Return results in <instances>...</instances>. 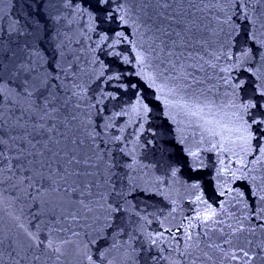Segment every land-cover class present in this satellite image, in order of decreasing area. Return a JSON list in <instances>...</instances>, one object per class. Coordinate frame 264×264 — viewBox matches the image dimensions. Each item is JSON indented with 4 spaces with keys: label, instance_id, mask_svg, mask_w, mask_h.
<instances>
[{
    "label": "water",
    "instance_id": "1",
    "mask_svg": "<svg viewBox=\"0 0 264 264\" xmlns=\"http://www.w3.org/2000/svg\"><path fill=\"white\" fill-rule=\"evenodd\" d=\"M86 7L89 0H0V64L4 65L0 87L8 97L0 101V137L7 141L0 150L9 158L16 155L13 145L21 142L11 137L30 131L31 124L44 116V101L51 93L58 111L46 118L47 126L55 125L56 132L84 141L80 155L90 156L96 165L88 169L91 176H81L75 183L53 176L25 179L21 185L20 179L30 173L18 171L12 180L0 183L3 264H14L7 238L23 242L25 229L36 232L37 226L42 240L54 226L60 229L53 233L57 241H69L59 260L54 253L39 250L40 264H246L240 249L252 257L248 264H264V220L254 215L264 204L259 200L264 195V158L256 162L261 156L258 141L252 140L251 154L239 148L234 149L236 155L222 152L220 138L205 130L212 125L204 123L212 120L239 127L257 114L239 106L253 98L259 100L256 90H264V5L255 0H186L183 7L193 14L184 21L191 29L173 25L181 35L162 37L166 44L161 52L151 34L141 35L143 29L133 31V21L143 13L138 0H129L131 15L123 30L135 44H120L115 49L119 56H109L111 50L106 46L96 48L100 28L117 29V21L91 32L89 16L83 11ZM155 8L153 4L149 12ZM244 10L253 22L242 18ZM253 31L256 39L249 40L246 33ZM172 41L177 42L175 46ZM141 47L147 61L137 75L141 69L136 52ZM247 48H251L249 56L238 61ZM21 62L31 70L17 73L15 66ZM116 74L119 81L105 82ZM146 75H156L155 84ZM241 79L246 81L243 89H234ZM25 87L33 92L31 97ZM108 93H115L116 99ZM138 96L150 109L146 116L134 110ZM201 109L200 116L189 114ZM18 120L27 127L21 128ZM188 152H198L202 162L195 173L189 171ZM241 156L246 161V179L235 180L227 172L218 175L225 167L240 168ZM0 163L7 168V160ZM19 163L27 167L26 161ZM197 182L199 188H192ZM69 185L77 187V192L66 194ZM236 189L245 193L243 199ZM145 190L151 194L145 195ZM117 204L121 211L109 214L108 206ZM209 207L220 213L215 219L223 224L205 227L195 219ZM190 222L192 228H188ZM241 226L243 230L233 234ZM209 244L220 245L227 256ZM102 252H106L103 260ZM233 254L237 260L231 259Z\"/></svg>",
    "mask_w": 264,
    "mask_h": 264
},
{
    "label": "snow or ice",
    "instance_id": "2",
    "mask_svg": "<svg viewBox=\"0 0 264 264\" xmlns=\"http://www.w3.org/2000/svg\"><path fill=\"white\" fill-rule=\"evenodd\" d=\"M115 2V7H111V5ZM129 0H89V7L83 9V11L87 12L89 16V31L96 32L97 28H100V25H111L114 20L117 21L118 28L117 29H109V28H100L98 34L99 40L96 44L97 49H102L104 46L107 49L111 50L107 54L109 56H119L120 53L116 52L115 49L122 43L128 42L131 44H135L134 41L129 39L128 34L123 30L125 25L129 24V18L131 15V9L127 7ZM186 0H138L140 5L139 11L143 13V15H137L135 21H133V31L140 32V29H143L141 35L151 34L153 39V43L159 41L160 51L164 52V45L166 44V40L163 38L171 37L175 34L177 37L181 35L179 31H176L173 25H181L183 24L182 30H190L191 24L185 23L184 18L189 15H192L191 9H185L183 5ZM188 3H191V0H187ZM255 3L264 5V0H255ZM153 4L156 5V8L149 12V9L152 8ZM175 5V7H173ZM75 7L79 10V5H75ZM102 14V15H101ZM264 15V13H261ZM245 20H248L250 23L253 22L249 17L247 10H244V16L242 17ZM249 40H255V33H246ZM173 45H176V41H172ZM264 43V42H262ZM154 51V50H153ZM251 48H247L243 51L242 57H237V60L240 61L242 58H247L249 56V52ZM169 55H172L173 52L169 51ZM14 55V54H13ZM264 55V54H262ZM126 63H131V60L128 56L123 57ZM147 61V55L145 54L143 47H141L136 52V64L140 66L141 72H138L137 75H140ZM102 67H106V65L102 64ZM4 65L0 64V69H3ZM30 65L21 62L20 64L15 66V71L17 73L22 71H30ZM158 75H163V73H159ZM101 77H104V73H100ZM120 80L119 74L114 76H108L107 81L111 80ZM146 79L155 84L156 75H146ZM27 83V81H25ZM246 81L241 79L238 83L234 85V89H243ZM43 86L46 89L47 86V78L43 81ZM37 89L40 86H35ZM120 87H125V85H120ZM133 88L136 85H132ZM25 92L28 97L33 95V92L25 87ZM258 95L260 97L259 100L253 98L249 100L247 103H241L240 108L244 110V112H248L250 109L256 110V115L252 116L250 120H243V117L239 115V113H235L238 120H243V123L240 124L239 127H229L228 125L222 124L219 121L205 120L204 123L206 125H212L205 129L210 132L213 137H219V148L220 151H233V155L237 153L234 151L235 148H239L240 152L244 154H251L253 149L252 140L255 139L258 141V149L261 156H258L256 162H259L261 158H264V143H259L260 141H264V90L257 89ZM75 94V93H74ZM108 96L112 99H116L115 93H108ZM159 98V97H158ZM8 97L4 95V88L0 87V101L7 100ZM56 97L53 94H49V97L45 98L43 110L44 116H41L38 121H35L31 124V130L24 131L23 135L13 136L12 140H19L21 142L20 145H13L17 149L16 155L9 158L3 150H0V162L7 160V168L5 169L3 163H0V183H3L5 179L12 180L16 172H28L29 176L26 178H21L19 183L22 185L27 180H44L50 179L53 176H58L60 179L64 181L72 180L73 183L81 177V176H91L93 173L88 171L89 168H95L96 165L93 163L92 158L90 156H81L80 152L84 141L78 140L70 134L56 132V126L52 125L51 127L47 126L46 118H51L52 115L58 111V108L55 106ZM31 107L28 111H31ZM134 110L137 112H142L145 116L150 111L147 104H144L140 97H137V105L134 106ZM200 112L192 111L189 114L192 116H200ZM119 115V113H118ZM203 119V117H200ZM3 123V112L0 111V127H2ZM17 124L21 128H26L27 126L24 124H19V120ZM110 124H106L105 127H110ZM143 128V125H141ZM56 135H53V133ZM44 137L43 139L38 140L37 137ZM234 137V138H233ZM115 139L119 140L120 137H116ZM7 144V141L0 137V146ZM226 145H231L232 147H226ZM217 147V144H213V148ZM188 155L191 157V163L189 165L190 172H197L203 166L202 162L199 160L198 152H188ZM15 160L18 163H13ZM20 161H26L27 167L23 163H19ZM240 168L235 169L234 171L228 167L220 169L218 175H223L224 173L230 174L235 180H239L242 178H247V172H244V166L246 164L243 156L239 159ZM131 167V166H129ZM16 171H13V170ZM45 169L47 170L48 175L45 176ZM7 171L9 175L5 176L4 173ZM111 172V166L108 169ZM176 169L173 168L172 174H176ZM243 173L242 176H238L237 173ZM30 184L28 187H31ZM85 188H88V185H84ZM192 188H199V183H193L191 185ZM57 189H53L56 191ZM27 192V189H24ZM66 194H72L77 192V187H73L69 185L65 188ZM237 195L242 199L245 197V193L240 190H235ZM145 195H150L151 193L147 190L144 192ZM223 193H221L222 195ZM119 195V193H117ZM252 197H257L256 191H251ZM197 200H201L200 196L196 197ZM259 200L264 202V195L259 196ZM83 204V201H80ZM247 207V205H246ZM109 214L119 213L121 211V206L117 204L116 206L109 205ZM175 210V209H173ZM221 210L226 211L224 209V205L221 204ZM220 215L215 209L211 207L204 209L202 212H198L195 219L200 221L205 227H216L217 224H223L224 221L217 220L215 217ZM254 215L257 219L264 220V204H261L254 210ZM75 218V216H73ZM194 225L190 222L188 228H192ZM23 227V225H21ZM229 228H232V225H228ZM243 227H239L233 229V234L237 231H242ZM60 231L56 227H49L48 235L44 240L40 238V229L37 226V231L33 232L29 229H25L24 235L25 240L23 242L18 241L16 239L7 238L8 239V247L9 251V259L14 260V264H40L41 255L38 254L39 250L43 249L47 253H54L56 259L59 260L60 256L63 255V245L69 243V241H60L58 242L55 236H53L54 232ZM207 234V233H206ZM75 235V233H74ZM161 236L163 233L160 234ZM188 239L191 240V235L188 236ZM156 241L153 240L154 244ZM226 243H231V241H225ZM5 243L4 238H0V246H3ZM209 248L215 247L222 254L227 256V253L224 251L220 245L209 244ZM33 250H37V252H33ZM243 252V256L247 258L246 264L248 261L252 259L249 257L247 251L240 249ZM106 252L101 253V260L105 258ZM208 254L205 253V256ZM211 259V257H208ZM87 259L91 261V256H88ZM232 260H237L238 257L233 254L231 256ZM0 264H3V254L0 253Z\"/></svg>",
    "mask_w": 264,
    "mask_h": 264
}]
</instances>
